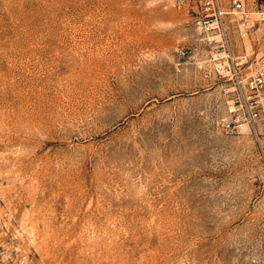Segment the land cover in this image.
Returning a JSON list of instances; mask_svg holds the SVG:
<instances>
[{
  "label": "rangeland",
  "instance_id": "1",
  "mask_svg": "<svg viewBox=\"0 0 264 264\" xmlns=\"http://www.w3.org/2000/svg\"><path fill=\"white\" fill-rule=\"evenodd\" d=\"M195 3L0 0V264H264V137Z\"/></svg>",
  "mask_w": 264,
  "mask_h": 264
},
{
  "label": "built area",
  "instance_id": "2",
  "mask_svg": "<svg viewBox=\"0 0 264 264\" xmlns=\"http://www.w3.org/2000/svg\"><path fill=\"white\" fill-rule=\"evenodd\" d=\"M198 28L212 45L214 74L224 80L230 132L244 127L264 137V0H199L193 5ZM233 30L239 45L232 39Z\"/></svg>",
  "mask_w": 264,
  "mask_h": 264
},
{
  "label": "bare ground",
  "instance_id": "3",
  "mask_svg": "<svg viewBox=\"0 0 264 264\" xmlns=\"http://www.w3.org/2000/svg\"><path fill=\"white\" fill-rule=\"evenodd\" d=\"M139 79H140V78H139ZM134 80H135V79H134ZM133 82H134V81H132V83H133ZM132 83H131V84H132ZM139 83H140V82H139ZM140 84H141V83H140ZM133 85H134V84H133ZM141 85H142V84H141ZM139 86H140V85H139ZM142 86H144V85H142ZM129 87H130V86H129ZM134 87H135V86H134ZM136 87H137V86H136ZM130 88H131V87H130ZM137 88H138V87H137ZM126 89H127V88H126ZM132 89H134V88H132ZM128 90L130 91V89H128ZM134 90H136V89H134ZM125 91H126V90H125ZM129 91H128V92H129ZM132 91H133V90H132ZM135 92H137V90H136ZM129 93H130V92H129ZM136 94H137V93H136ZM136 94H135V95H136ZM148 94H150V93H148ZM135 95H134V96H135ZM146 95H147V94H146ZM115 98H116V97H115ZM118 98H119V97H118ZM121 98H122V97H121ZM127 98H129V97H127ZM153 98H154V97H153ZM113 100H114V99H113ZM124 100H125V99H124ZM124 100H123V101H124ZM151 100H152V99H151ZM151 100H150V102H151ZM155 100H156V99H155ZM121 101H122V99H121ZM146 101H147V100H146ZM132 102H133V101H132ZM114 103H115V102H114ZM106 104H107V103H106ZM108 104H109V103H108ZM125 104H128V101H127ZM110 105H111V103H110ZM112 105H113V103H112ZM106 106H107V105H106ZM101 107H102V106H101ZM139 108H141V110H142V104H140V103H139L138 106L136 105V107L134 108V111H138ZM106 109H107V107H106ZM103 110H105V109H103ZM141 110H140V111H141ZM97 111H98V110H97ZM100 111H101V110H100ZM114 111H115V110H114ZM104 112H105V111H104ZM104 112H103L102 114H104ZM109 112H111V111H109ZM116 112H117V111H116ZM146 112H147V111H146ZM153 112H154V111H153ZM107 113H108V112H107ZM132 113H133V112H132ZM108 114H109V113H108ZM110 114H111V113H110ZM134 114H135V113H134ZM97 115H98V114H97ZM112 115H113V113H112ZM115 115H117V114H115ZM130 115H131V114H130ZM101 116H102V115H101ZM104 116H105V115H104ZM109 116H111V115H109ZM118 116H119V115H118ZM98 117H99V119H100V116H98ZM127 117H128V116H127ZM129 117H130V116H129ZM101 118H102V117H101ZM134 118H135V117H134ZM153 118H154V117H153ZM104 119H105V117H104ZM120 119H121V118H120ZM137 119H138V118H137ZM101 120H102V119H101ZM133 120H134V119H133ZM99 121H100V120H99ZM123 121H124V119H123ZM108 122H109V120H108ZM131 122H132V120H131ZM109 123H110V122H109ZM134 123H135V122H134ZM119 124H120V123H119ZM119 124H118V125H119ZM120 125H122V124H120ZM132 126H133V125H132ZM111 127H112V126H111ZM111 127H110V128H111ZM148 127H149V126H148ZM131 129H132V127H131ZM139 130H141V129H139ZM133 131H134V130H133ZM131 132H132V130H131ZM141 132H142V131H141ZM132 133H133V132H132ZM132 133H131V134H132ZM134 134H135V133H134ZM128 135H130V134H128ZM143 135H144V134H143ZM120 136H121V135H120ZM130 136H131V135H130ZM128 137H129V136H128ZM131 137H132V136H131ZM134 137H135V136H134ZM119 138H120V137H119ZM132 138H133V137H132ZM132 138H131V139H132ZM128 139H129V138H128ZM141 139H142V138H141ZM141 139H140V140H141ZM129 140H130V139H129ZM134 140H135V139H134ZM134 140H133L132 142H134ZM125 142H127V141H125ZM128 142H129V141H128ZM128 142H127V143H128ZM119 143H120V142H119ZM130 143H131V140H130ZM134 143H135V142H134ZM134 143H133V145H136V144H134ZM140 143H141V142H140ZM123 144H124V143H123ZM123 144H122V145H123ZM119 145H121V144H119ZM126 145H127V144H126ZM120 152H121V151H120Z\"/></svg>",
  "mask_w": 264,
  "mask_h": 264
}]
</instances>
